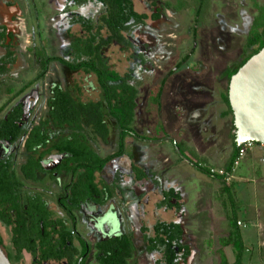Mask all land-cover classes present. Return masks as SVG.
<instances>
[{"label": "rangeland", "instance_id": "374dc122", "mask_svg": "<svg viewBox=\"0 0 264 264\" xmlns=\"http://www.w3.org/2000/svg\"><path fill=\"white\" fill-rule=\"evenodd\" d=\"M34 1L35 6L32 0H21V7L29 24L19 19L21 35L17 36L16 42L20 44L21 62L4 78L6 88H11L12 92L0 97V105L7 103L15 92L41 72L42 66L37 57L39 49L43 47L49 56H65L64 50L68 42L65 37L68 31L61 29L63 24L52 28V22H63L66 18L60 15L64 8L63 2L44 0L45 5L42 6L41 0ZM256 4L264 5V0H209L197 38L193 33L195 9L179 13L168 10L162 20L152 22L149 19L144 27L125 33L128 42L124 45L113 43L104 53L109 65L118 73L123 75L134 71L139 99L133 127L138 135L152 139L147 142L148 140L139 141L128 137L125 144L127 153L132 154L130 162L122 157L110 163L104 173L110 179L116 168L127 172L132 164L145 170L151 167L152 173L146 181H134L129 173L123 175L121 188L127 189L125 194L135 210L133 222L136 229L140 218L149 228L159 221L182 222L187 231L184 243L194 252L189 264H221L220 255L223 251L217 250L225 237L218 233L221 231L219 227L222 217L218 210H223V203L232 211V198L228 192L223 191L222 183L208 178L192 166L189 158L219 172L221 169L225 170L233 152L231 136L236 130L231 134L232 118H222L220 115V110L227 109L221 100V94L226 92L229 82L223 73L244 56L251 25L258 15ZM136 7L138 11L144 12L142 4ZM37 11L40 14L41 29L38 26L36 28V20H33ZM86 12L89 13L90 10L86 8ZM93 13L96 16L97 11ZM148 13L151 14L150 11ZM73 30L72 32H79V28ZM39 34L43 40L39 39ZM189 54L193 55L191 59L177 69L176 65ZM164 78H168V84L164 102L159 109L150 101V94ZM54 84H60L65 89L79 86L83 101L98 100L101 97L95 76L85 75L83 72L72 73L58 62H53L45 79L35 83L23 96L27 98L38 92V104L44 103L45 107L51 93L50 88ZM196 110L204 111V117L198 121L193 119L197 114ZM110 124L111 145H106L101 140L98 142L102 155L117 150L118 135L112 121ZM163 129L167 132L165 136L177 139L186 146L187 154L181 155L169 138L165 137V140L160 141L164 138ZM260 146L262 145L253 143V147L247 151V157H244L246 159L239 162L233 176L225 184L233 190L235 213L244 222L243 232L254 231L248 220L250 216H254L255 208L264 199V150ZM148 147L149 149H145ZM200 157H205L206 161H202ZM186 180L188 182L186 185L182 184L184 190L179 200L182 211L161 207V188H175L176 184L185 183ZM203 205L209 209H204ZM139 208L142 209L141 212ZM0 231L9 244V232L3 226ZM225 251H228L229 260L234 261L235 251L230 248ZM158 258L159 255L155 254L145 255L140 264H154ZM27 260L29 263V258Z\"/></svg>", "mask_w": 264, "mask_h": 264}, {"label": "trees", "instance_id": "16d2710c", "mask_svg": "<svg viewBox=\"0 0 264 264\" xmlns=\"http://www.w3.org/2000/svg\"><path fill=\"white\" fill-rule=\"evenodd\" d=\"M99 1L105 6V13L102 16V30L94 31L85 29L87 32V40L79 36L74 37L72 42H70V48L65 57L49 56L43 47L39 49L37 57L42 66V70L37 78L26 84L18 94L20 95L26 91V89L36 81L44 79L53 62H58L72 73L83 72L85 75L95 76L96 78L97 86L101 92V97L98 100L83 101L81 99L83 95L82 89L79 86L65 89L60 84H56L48 100L49 111L47 117L32 129L26 142V151L29 158L28 165L26 164L23 166L26 178H36L37 172L43 170L41 162L47 154L58 152L68 155L62 168L69 171L74 180H72L73 183L71 185L73 206L70 210L79 209L83 197L82 188L84 186L86 187V194L90 198L93 197L92 193L97 191L94 184L95 173L104 171L112 161L127 155L126 139L133 135L136 137L139 136L133 127L139 99V90L135 84L134 71H129L123 75L118 73L109 65L104 53L113 43L124 45L128 42L125 38V33L129 32L131 29V25H128V23L133 20L137 25H144V20L147 19V15L136 12L131 0ZM192 1V5L197 7V22H199L207 12L209 0ZM188 5L190 4L187 2H180L179 10H181V8H187ZM167 6L171 7V4L168 3ZM255 6L258 10V15L255 16L251 25V30L246 40L244 56L241 61L233 67H228L226 69L224 76L228 81H230L231 77L236 74L252 56L256 55L264 48V5L256 4ZM161 16L162 14L156 13L153 15L152 19L159 20ZM197 31L196 29L195 36H197ZM190 57V54L186 55L181 62L176 65V68H181L190 60ZM11 62L13 63L14 60ZM3 68L4 67H0V73L8 71L7 66L4 68L5 70ZM167 81L168 78H164L150 94V101L159 109L164 102L163 98L166 92ZM221 100L228 108L222 116H232V134L236 128L233 124L234 118L229 103L228 88L225 93L221 94ZM22 111V105H18L14 108L8 116V120L0 127V137L10 138L13 136V140H16L28 134L27 130L21 127L20 123H17L21 119ZM110 120L113 122L112 125L118 135L117 150L108 155H102L92 146L89 140V134L86 132L85 128L91 130L92 135L98 137L102 142L108 145L110 143L112 130L110 127ZM52 132L56 133V138L51 140L49 138V133ZM231 138L233 139V152L225 166L226 174L219 175L212 173L211 169L203 166L202 163L198 164L190 158L189 161L192 166L209 178L221 183L223 182V191L228 192L232 198L231 202H233L234 199L231 188L225 185V179L227 174H233L240 148H238L235 143V132ZM141 139L144 141L143 139L148 138L147 136H141ZM39 147L40 150L38 149ZM175 147L181 155L185 154V148L182 145L175 143ZM130 157L132 158V154ZM9 167L10 166L7 165L3 168L6 170ZM136 177L137 180H140L146 176L138 171ZM14 180H16L14 174L7 171L5 180L7 188L3 191L4 196H2L0 202V207L4 210V215H1L0 219L8 225L12 223L8 220L9 217H7L10 211L15 210L19 215L25 213V206H19L17 200L14 199V193L16 192L14 188H20L22 184L17 181L16 184ZM10 183H13V185ZM27 200L30 202V195ZM179 200L180 194L174 188H170L169 191L164 194V200L161 205L169 208H172L174 205L180 207ZM173 202L177 203L174 204ZM31 207L32 206H29L28 208ZM38 213L40 214V219H46L48 217L44 209H39ZM20 223L24 225L23 229L21 227L18 229L21 233L24 229L26 230L28 226L24 221ZM35 225H37V228ZM39 227V223H34V227H32L34 231L32 232L40 234L41 228ZM152 231L154 235L147 238V242H149V252L153 253L158 251L162 253L164 256V260H162L163 264H178L177 259L180 255L176 250L178 248L180 251L183 250V255L180 256V259L186 262L190 256V248L183 244L185 228L181 223L160 221L153 225ZM74 234V230L66 232V236L69 239H72ZM222 244L224 247H233L235 251V262L233 264H243L242 260L245 248L235 214L232 218L229 238ZM44 245L46 244L44 243ZM113 246H116L117 250V253H115L116 250L111 252L114 259L108 257L107 260L103 261V264H111V262L121 264L120 262L124 260L122 256L124 248L126 257H130L132 251H134V245L128 236L123 238V242L118 241V243H114ZM22 247H27L29 251L35 250V245L32 242L30 244L28 242L24 243V245H19L20 250ZM113 249L114 247L109 248V250ZM220 257L222 259V264H228L227 261H224L226 256L223 253H221ZM158 264H160L159 261Z\"/></svg>", "mask_w": 264, "mask_h": 264}, {"label": "flooded vegetation", "instance_id": "af4514ba", "mask_svg": "<svg viewBox=\"0 0 264 264\" xmlns=\"http://www.w3.org/2000/svg\"><path fill=\"white\" fill-rule=\"evenodd\" d=\"M32 1L34 5L36 1ZM61 1L64 4V8L60 15H64L66 18L63 22H52V28H58L57 25L63 24V28L61 29L68 31L65 37L68 41L67 47L64 50V55L66 56L70 48V42H72L74 37L79 36L85 40L88 39L85 29H91L94 31L102 30V16L105 13V6H103L99 0ZM131 1L133 2L136 12L147 15V19L144 20V25H137L131 20L128 23V25H131L130 30L144 27L148 24L149 19L152 20V22L162 20L165 11L168 10H171L174 13H179L191 8L195 9L196 20L193 28L194 35L195 30H198L200 24L203 22V19L197 22V7L192 5V0H175L174 3L170 1L162 2L161 0ZM182 1L187 2L190 5H188L187 8H181V10H179V5ZM168 3L171 4V7L167 6ZM41 4L42 6L43 4L45 5L44 0H41ZM140 4L144 6V12L137 10L136 6H140ZM86 8L90 10L89 13L86 12ZM93 11H97L96 16H94ZM148 11L151 12L150 15ZM156 13L162 14L159 20L152 19L153 15ZM45 16L47 18V15ZM20 18L23 19L26 24H29V19L24 15L21 7V0H0V67L5 68L7 66L8 68L7 72L3 71L0 73V97L4 95L6 96L12 92L11 88H6L7 83L4 81V78L9 76L21 62L20 44L16 42L17 36L21 35L19 26ZM33 20H36V28L38 26L41 29L40 14L38 11L34 15ZM78 28L79 32H72L74 31L73 29ZM195 37L197 38L198 36ZM39 39L43 40L41 34H39ZM130 42H132L131 38ZM12 60H14L13 63L11 62ZM37 82L38 81L35 83ZM55 86L56 84L52 85V88H50L51 93L47 97L45 107L43 106L44 103L41 105L38 104L40 96L38 92H34L32 96L24 98L25 96H23V94L30 89V87L18 95L22 90L21 88L18 92H15L7 103L0 105V127L6 120H8V116L14 108L18 105H22V116L17 123H20V126L24 127L28 132L25 137L16 140H13V136L10 138L0 137V202L2 196H4L3 191L7 188L5 180L6 172L9 171L14 174L16 179L14 180V183L17 181L22 184L20 188H14V191H16L14 193V199L17 200L19 206H25V213L23 215H19L15 210L10 211L7 217H9L8 220L12 223H9V225L0 219V228L3 226L5 230L9 232V244H7L0 231V249L3 254L9 260L10 264H103V261L107 260L108 257L114 259L111 252L116 250V246H113V244H117L118 241L123 242V238L128 236L134 245V251H132L130 257H126L124 248L122 253L124 260L120 262L121 264H140L143 256H151V254L159 255V258L154 261V264H158V261L160 264H163L162 260H164V256L162 253L158 251L153 253L148 251L149 242H147V238L154 235V232L152 231L153 226L149 228L144 220L140 218L138 229H136L133 222V214L135 213V210L133 205L130 204L131 200H129L128 196L125 194L127 189L125 190V188H121L123 186L124 174L129 173V176H131L134 181H146L149 178L147 170H145L147 173L145 174L146 177H143V179L140 180H137L136 176L138 171L142 173L143 168H139L134 164L128 167L129 170L126 168L127 172H123L122 168H116L110 179L104 173L107 167L104 171L95 173L94 184L97 191L92 193L93 197L90 198L86 194V187L84 186L82 188V201L77 210H70L73 206L71 185L74 180L71 177V173L62 168L66 157H68L67 154L58 152L47 154L41 162L43 170L37 172L36 178L30 179L25 177L23 166L29 162L26 151V142L32 129L47 117L49 111L48 100L52 95V89ZM227 109L225 111H227ZM224 112L220 110L222 118H226L222 116ZM227 117L232 118V116ZM85 130L89 134V140L91 141L92 146L100 153L98 142L101 139L92 135L91 130L87 128H85ZM49 134L51 140L56 138L55 132ZM131 137L142 141L140 135L137 137L133 135ZM143 140H148L147 142L152 141L151 139ZM38 149L40 150V147ZM130 156L131 154L128 152L123 158H126V161L130 162ZM7 165L10 167L5 170L3 167ZM10 184L13 185V183ZM170 188L172 187L167 189L161 188V203L164 200V194L168 192ZM29 195L31 199L30 202L27 200ZM161 203H159L160 206L165 207V209H175L176 211H180L182 208L180 204V207L174 205L172 208H169L167 206H162ZM173 203L175 204L177 202ZM29 206L32 207L28 208ZM39 209H44L48 216L46 219H40V214L38 213ZM139 209L141 212L142 209ZM3 213L4 210L0 207V216L4 215ZM21 221H24L28 227L20 233L18 231L19 227L22 229L24 227V225L20 223ZM171 222H179L183 225L180 221L174 220ZM34 223L40 224V234L32 232L34 231L32 229ZM35 227L37 228V225H35ZM69 230H74L75 234L72 239H69L66 236V232ZM185 240H187L186 230L183 237V244L188 246L184 243ZM28 242L29 244L31 242L34 243L35 250L29 251L27 247H22L20 250L19 245H24V243ZM44 243L46 245H44ZM111 247H114V249L109 250ZM188 247L190 248V246ZM176 250L180 254L177 259L178 264L191 263L190 258L192 259V257H194V252L191 248L190 256L186 262H183V260L180 259V256L183 255V250L180 251L178 248ZM115 253H117V250ZM27 257L30 260L29 263H27ZM111 264L116 263L111 262Z\"/></svg>", "mask_w": 264, "mask_h": 264}, {"label": "water", "instance_id": "95a60500", "mask_svg": "<svg viewBox=\"0 0 264 264\" xmlns=\"http://www.w3.org/2000/svg\"><path fill=\"white\" fill-rule=\"evenodd\" d=\"M228 96L236 146L248 142L264 146V48L231 77ZM0 264H10L1 249Z\"/></svg>", "mask_w": 264, "mask_h": 264}, {"label": "crops", "instance_id": "0c3cea01", "mask_svg": "<svg viewBox=\"0 0 264 264\" xmlns=\"http://www.w3.org/2000/svg\"><path fill=\"white\" fill-rule=\"evenodd\" d=\"M165 91H166V89H165ZM164 95H165V93H164ZM196 111H197V114L194 115L195 118L192 117L193 115L191 117L193 119H196V121H198L199 119L204 117V115H203L204 111L203 110H196ZM222 112H224V110H222ZM204 119H206V118H204ZM160 129H162V128H160ZM162 132L164 133V138H161L160 141L165 140V137H166V139L169 138V139H171L172 144H174V146H175V143H179L180 145L184 146L185 152L187 151L186 146L184 144H182V142L181 143L178 142L177 139L173 140L170 136H165L167 134L165 129H163ZM157 141H159V140L157 139ZM149 147H150V144H149ZM149 147L145 148V149H149ZM260 149L264 150V146H260ZM194 150L196 151V153H198L197 152L198 149L195 146H194ZM194 150H193V153L195 156H197V154L195 153ZM185 154H187V152ZM245 157H247V156H245ZM200 158H202V161H206L205 157H200ZM245 159L246 158H244V160ZM204 164H205V162H204ZM147 172H148V174L152 173L150 166L147 168ZM234 172H235V169H234L233 173ZM142 174H144V176H146L145 174H147V173L145 172V168H143ZM262 174H263V172H262ZM262 174H261V179L263 178ZM229 176H233V174L232 175L229 174ZM225 181H227V180L225 179ZM187 182H188V180H186L185 183H183V182L178 183V184H176V186L174 188L180 194V198H181V192L184 190L183 185H186ZM222 185L224 188L223 182H222ZM231 191H232V195L234 197L233 190L231 189ZM232 204L234 206V209H232ZM259 204L260 205L257 208H255L254 216H252V217L250 216L251 219L249 218V220H248V222H249L248 224L253 225V228L251 230H254V231H246V232L242 231V227L244 226V222L242 220H240L235 213V199L233 200V202L230 201V206H231L232 211H230V208H226L223 203H222V205H223L222 207H224L223 210L222 211L218 210V212L222 215L221 221H220L221 227H219V228H221V231L218 233L221 234L222 237H225L226 240H228L229 233L231 231L232 218L234 217V214L236 216L237 225H238L240 233L242 235V240H243V244H244V248H245L243 260H242L243 264H264V199ZM203 207H204V209L205 208L209 209L208 206L203 205ZM225 239H223V242ZM227 248L233 249L232 246H227V247L225 246L224 247V245L222 244V246H220L217 251H220L222 249L223 254L226 256V259L224 261H227L228 264H233L235 262V260L234 261L229 260V257L227 255L228 251H225ZM221 264H222V259H221Z\"/></svg>", "mask_w": 264, "mask_h": 264}, {"label": "built area", "instance_id": "2783aa9c", "mask_svg": "<svg viewBox=\"0 0 264 264\" xmlns=\"http://www.w3.org/2000/svg\"><path fill=\"white\" fill-rule=\"evenodd\" d=\"M253 147V143L252 142H248L246 144H244L243 146L240 147V152H239V156H238V159L235 163V167L239 164V162L246 156L247 154V151L249 149H251ZM212 173H216V174H219V175H224L226 174L225 170H220L219 172H216L215 170H211ZM232 177V176H229V174H227V177H226V180H229V178ZM240 224V223H239Z\"/></svg>", "mask_w": 264, "mask_h": 264}]
</instances>
